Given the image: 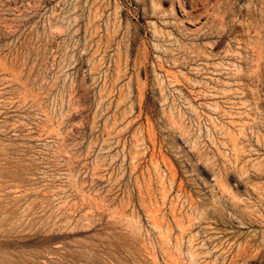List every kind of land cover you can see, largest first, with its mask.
<instances>
[{"label":"rangeland","instance_id":"rangeland-1","mask_svg":"<svg viewBox=\"0 0 264 264\" xmlns=\"http://www.w3.org/2000/svg\"><path fill=\"white\" fill-rule=\"evenodd\" d=\"M0 264H264V0H0Z\"/></svg>","mask_w":264,"mask_h":264},{"label":"bare ground","instance_id":"bare-ground-1","mask_svg":"<svg viewBox=\"0 0 264 264\" xmlns=\"http://www.w3.org/2000/svg\"><path fill=\"white\" fill-rule=\"evenodd\" d=\"M175 3V2H174ZM162 12V11H161ZM166 12V11H165ZM164 14V13H163Z\"/></svg>","mask_w":264,"mask_h":264}]
</instances>
